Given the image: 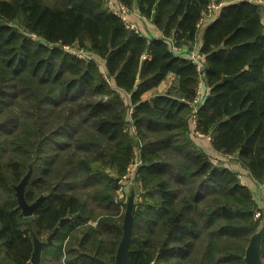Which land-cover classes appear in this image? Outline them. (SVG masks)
Masks as SVG:
<instances>
[{
    "label": "trees",
    "instance_id": "obj_1",
    "mask_svg": "<svg viewBox=\"0 0 264 264\" xmlns=\"http://www.w3.org/2000/svg\"><path fill=\"white\" fill-rule=\"evenodd\" d=\"M118 1L159 35L127 27L106 0H0V264H29L33 236L44 242L38 264H99L92 255L115 264L124 230L115 195L136 154L144 192L131 213L126 264H245L264 225V184L255 195L201 147L189 101L201 78L196 129L213 152L235 154L251 181L264 183L258 4L228 2L202 23L221 0ZM172 43L197 47L201 74ZM170 73L174 93L143 98ZM20 187L35 204L29 213ZM259 256L264 264V238Z\"/></svg>",
    "mask_w": 264,
    "mask_h": 264
},
{
    "label": "built area",
    "instance_id": "obj_2",
    "mask_svg": "<svg viewBox=\"0 0 264 264\" xmlns=\"http://www.w3.org/2000/svg\"><path fill=\"white\" fill-rule=\"evenodd\" d=\"M252 1H256V0H252ZM106 3L108 5V8L112 11V13H114L116 16H118L123 22L124 24L133 29L135 32L137 33H144L143 29L139 26V24H136L134 22H132L130 19V14H131V9H129L128 6H126L123 2L118 1V0H106ZM221 6V3L219 2H211L208 6H207V11L204 13L203 19H202V23H205L208 20L213 19L214 17H216L218 10ZM63 48L65 50H68L70 52H72L73 54H75L78 58L87 60L90 59L92 57V55L85 50L84 48H71L68 45H63ZM171 49L176 52L179 53V55H182L184 57H187L188 59H190L195 65L197 70H199L200 74L202 73V55L196 51L197 47L195 48V46L192 49H188L187 47H181V46H176L175 44H171ZM105 79L108 80V78L105 76ZM205 98V86L203 84L202 79L200 78L196 89H195V95L193 97V99L191 101H189V104L192 107V111H191V123H190V133L192 136H195L200 142H204V141H210L211 137L207 134H203L201 133L199 130L196 129V118H197V110H198V106L203 102ZM131 131H133V133H135V128L134 126H130ZM217 160H221L222 163H224L225 165L228 164L230 162V160L232 159H237V156L235 154L232 153H224V154H215L213 155ZM140 164V159L139 156L136 154L131 158L130 163L128 164L127 168H126V174L120 178L119 182H121L123 179H130L132 178L133 175H135V170L136 167ZM231 168H233L236 172H237V177L239 178V181L241 184L247 185L249 186L250 182L248 181V172L246 169H238V168H234L233 166H229ZM131 186L134 188V195L136 200H141V185L139 183H135V182H130ZM123 188H125L126 190H128V186H124ZM132 192V191H131ZM117 198L115 197V200ZM120 199H122L120 197ZM122 201V200H120ZM260 215L259 211L255 212V217H258ZM62 262L64 263V258H62Z\"/></svg>",
    "mask_w": 264,
    "mask_h": 264
},
{
    "label": "water",
    "instance_id": "obj_3",
    "mask_svg": "<svg viewBox=\"0 0 264 264\" xmlns=\"http://www.w3.org/2000/svg\"><path fill=\"white\" fill-rule=\"evenodd\" d=\"M232 77L233 76H223V79L224 80L231 79ZM21 189L22 188L20 187L18 190L19 203L23 211L26 213H29L34 209L35 204L28 205L25 202ZM130 214H131V211L128 209V206H127L126 212L124 214L123 237H122L121 243L118 247V250L115 256V264H126V259H125L126 249H127V242L129 239L130 226H131ZM69 219H70L69 217L61 218L59 221V226H62ZM57 229H58V226L55 227L53 231L47 236L46 242L50 243L52 241L53 235L56 233ZM254 238L258 239V243L256 242L252 243V240H254ZM262 238H264V231L261 233V235L256 233L249 241V244L246 248V253H245V264H259L260 263L259 242ZM43 245H44L43 241H40L36 236H33V250L31 252L29 264H38L40 262L41 251H42ZM247 255H248V260H247ZM91 257L99 264H104V262L100 260L99 258H97L96 256L92 255Z\"/></svg>",
    "mask_w": 264,
    "mask_h": 264
},
{
    "label": "crops",
    "instance_id": "obj_4",
    "mask_svg": "<svg viewBox=\"0 0 264 264\" xmlns=\"http://www.w3.org/2000/svg\"><path fill=\"white\" fill-rule=\"evenodd\" d=\"M235 1H238V0H221V1H219V3H221V6H222L223 4H226L228 2H235ZM255 2L258 4L259 16H260V19L264 25V0H256ZM130 18L133 21L137 22V24L142 26L143 31L146 35H148V36H150V35L158 36L159 35V31L152 26L146 25L143 22V19H142L143 17L138 15L134 9L133 10L131 9ZM176 87H177L176 76L174 74L170 73V74H167L166 77L157 86L147 90L143 94V98L150 99L154 94L165 93L166 91L169 93H174ZM200 145H201V147L204 148V150L208 154L209 153L211 155L216 154L215 152H213L210 141H204ZM226 166H233L234 168H238V169L242 168L240 165V162L237 159L230 160V162L228 164H226ZM248 181L250 182V187L253 189L255 195L261 196L264 183L252 182L251 178L249 176H248ZM260 204L264 207V200H261Z\"/></svg>",
    "mask_w": 264,
    "mask_h": 264
},
{
    "label": "rangeland",
    "instance_id": "obj_5",
    "mask_svg": "<svg viewBox=\"0 0 264 264\" xmlns=\"http://www.w3.org/2000/svg\"><path fill=\"white\" fill-rule=\"evenodd\" d=\"M132 22H134V23H136L137 24V22H135V21H133L132 19H130ZM209 21V20H208ZM208 21H206V22H208ZM205 22V23H206ZM140 26V25H139ZM141 28H142V26H140ZM143 29V28H142ZM73 48H81V47H76V46H73ZM166 93H167V91H166ZM201 143H203V142H201ZM220 155V154H219ZM233 160V159H232ZM242 167V166H241ZM243 168V167H242ZM244 169V168H243ZM126 173H124L123 175H122V177L125 175ZM121 177V178H122ZM120 180V179H119ZM118 180V181H119ZM130 182H135V175H133L132 176V178H130L129 180L126 178V179H123L121 182H118V189L116 190V195H115V197L117 198L116 199V201H117V204H121L120 202H123L124 204L122 205V207H119L120 208V210L122 211V214H125V212H126V208H127V206H128V209L131 211V213L134 211V205H135V203H136V201H140V200H136V198H135V195H134V193H135V191H134V188L131 186V183ZM124 186H128V190H126L125 188H123ZM132 191V192H131ZM141 192H144V189L143 188H141ZM120 197L122 198V199H120ZM120 200H122V201H120ZM120 206V205H119ZM130 217H131V219H132V215L130 214ZM263 221L264 220H262V223H263ZM264 229V225H262V229L260 230L259 229V231L257 230L251 237H250V240H251V238L256 234V233H258V234H260L261 235V233L264 231L263 230ZM263 230V231H262ZM254 242H256V243H258V239L257 238H254V240H252V243H254ZM247 260H248V255H247Z\"/></svg>",
    "mask_w": 264,
    "mask_h": 264
}]
</instances>
